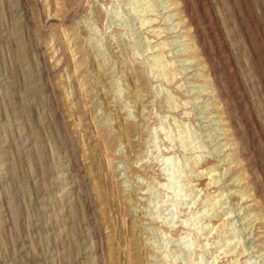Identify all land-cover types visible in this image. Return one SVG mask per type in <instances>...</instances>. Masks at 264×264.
Masks as SVG:
<instances>
[{"label": "rangeland", "instance_id": "rangeland-1", "mask_svg": "<svg viewBox=\"0 0 264 264\" xmlns=\"http://www.w3.org/2000/svg\"><path fill=\"white\" fill-rule=\"evenodd\" d=\"M0 264H264V0H0Z\"/></svg>", "mask_w": 264, "mask_h": 264}, {"label": "bare ground", "instance_id": "bare-ground-1", "mask_svg": "<svg viewBox=\"0 0 264 264\" xmlns=\"http://www.w3.org/2000/svg\"><path fill=\"white\" fill-rule=\"evenodd\" d=\"M230 144V143H229ZM61 180V179H60ZM250 214V213H249ZM260 219V218H259Z\"/></svg>", "mask_w": 264, "mask_h": 264}]
</instances>
